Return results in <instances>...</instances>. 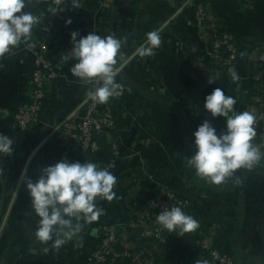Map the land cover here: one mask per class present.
<instances>
[{
    "label": "crops",
    "instance_id": "0c3cea01",
    "mask_svg": "<svg viewBox=\"0 0 264 264\" xmlns=\"http://www.w3.org/2000/svg\"><path fill=\"white\" fill-rule=\"evenodd\" d=\"M78 2L77 8L73 0H32L27 10L40 19L30 41L0 57V110L7 111L6 116L0 111V133L14 142L11 154H0V264H86L102 235L141 209L160 187L188 204L223 254L237 264H264V160L251 170H239V184L230 179L222 185L207 183L184 160L194 154L193 133L205 120L218 133L226 127L224 118L213 119L204 109L205 97L215 88L235 98L237 113L258 108L260 93L251 80L250 55L264 47V1L201 0L209 7L211 24L236 40V82L207 53L197 28L196 0ZM53 7L60 12L53 14ZM67 19L72 20L70 26L65 25ZM154 29L161 31L162 39L155 54L137 57L117 78L124 88L112 99L117 121L113 139L120 153L102 152L97 159L101 167L114 162L110 171L117 177L116 198L98 200L103 210L98 221L59 250L52 242L39 243L34 236L38 218L20 182L22 171L35 179L41 169L63 158L86 162L78 147L64 146L51 133L83 104L92 87L71 76L75 60H62L73 47L70 33H116L126 40L122 51L131 53ZM37 54L51 61L57 77L49 83L39 122L29 130L34 139L17 140L14 115L18 104L32 96L28 72ZM216 73L219 77L208 84ZM169 236L174 241L169 264H192L199 253L194 236L179 230Z\"/></svg>",
    "mask_w": 264,
    "mask_h": 264
},
{
    "label": "clouds",
    "instance_id": "9594fccd",
    "mask_svg": "<svg viewBox=\"0 0 264 264\" xmlns=\"http://www.w3.org/2000/svg\"><path fill=\"white\" fill-rule=\"evenodd\" d=\"M31 3L32 0H0V57L30 41L33 28L40 19L27 10ZM73 7H79L78 0H73ZM52 12L60 11L53 7ZM71 24V19L65 21L66 26ZM70 41L73 47L67 55H62V60L76 61L69 69L71 76L82 85L92 86L86 96L97 104L120 97L124 88L117 78L137 57L153 56L162 43L159 29L146 33L131 53L122 51L126 40L116 33L101 36L90 31L81 36L79 31H73ZM230 74L233 82L240 79L234 69H230ZM218 77L219 73H216L209 78L208 84ZM235 104V98L226 95L220 87L205 97L204 109L213 119L224 118L226 127L218 133L212 123L205 120L193 133L194 154L184 157L186 166L212 185H222L230 179L239 184L236 176L239 170H251L264 160V144L253 142L257 135L254 114L235 112ZM0 111L7 115L6 110ZM13 143L9 136L0 133V154H11ZM20 182L30 197L31 211L38 218L34 232L36 241L41 244L52 242L51 246L56 250L78 238L87 225L98 221L103 212L97 206L98 200L111 202L116 198L117 177L108 167L95 162L63 158L41 169L35 179L29 177L25 169ZM156 222L168 232L190 233L199 227L198 221L179 206L161 211ZM48 250L47 247L43 249L45 253ZM198 264L208 262L198 261Z\"/></svg>",
    "mask_w": 264,
    "mask_h": 264
},
{
    "label": "built area",
    "instance_id": "2783aa9c",
    "mask_svg": "<svg viewBox=\"0 0 264 264\" xmlns=\"http://www.w3.org/2000/svg\"><path fill=\"white\" fill-rule=\"evenodd\" d=\"M196 9L197 28L204 38L209 57L231 75L230 69L235 70L239 56L236 40L228 31H222L211 24L208 6L200 3L196 5ZM250 59L253 71L251 80L260 94L258 108L245 111L254 114L256 142L264 144V47L254 48ZM48 61L43 55L35 56L31 67L32 96L27 103L16 109L15 131H28L39 122L46 100L45 83L47 79H54L48 75L51 66ZM2 69L4 65L0 63V71ZM113 106L112 99L105 104H97L85 98L81 106L52 127V136L66 147H78L86 162L96 163L95 160L102 152L118 156V141L110 133L117 127ZM103 138L112 145L110 150L101 145ZM113 163L107 166L109 170L113 168ZM173 206L181 207L188 214L189 206L186 202L165 187H160L141 209L134 211L126 221L118 223L102 235L97 249L87 258L86 264H164L159 261L162 253L158 245L167 244L168 231L160 228L156 217L164 209ZM198 223L199 227L195 231L199 235V261L206 260L208 264H237L234 258L220 251L219 245L204 232L199 221Z\"/></svg>",
    "mask_w": 264,
    "mask_h": 264
},
{
    "label": "trees",
    "instance_id": "16d2710c",
    "mask_svg": "<svg viewBox=\"0 0 264 264\" xmlns=\"http://www.w3.org/2000/svg\"><path fill=\"white\" fill-rule=\"evenodd\" d=\"M196 2H198V4L203 3V2H201V0H196ZM32 66L33 65H31V67ZM28 76H29L30 79H32V71L31 70H30V72H28ZM48 88H49V82H46L45 83L46 97L48 95V90H49ZM27 102H28V100L20 102L18 104V106L21 105V104L27 103ZM110 133H111L112 137H114V138H115V136H117V135L114 134L115 130L111 131ZM14 138L17 139V140H33L34 136L29 133V130L28 131H23V132L22 131H15L14 132ZM100 143H101V145L106 147L108 150H110L111 147H112V145L110 143H108L107 139H105V138H103ZM95 161H96V163H98L97 159ZM189 201H191V198L189 199ZM187 213L194 218V214L192 213V211H190L189 208H188ZM197 221H199V220H197ZM190 233L194 236L195 244L198 247L197 241L199 239V235H198L197 231H193V232H190ZM169 235H170V232H168V234H167V239H168L167 244L158 245V249L162 253L161 256L159 257V259H160L159 261H161L164 264H169V261H170V253H169V251L171 249L172 244L174 243V241L170 238ZM198 251H199V247H198ZM198 261H199V253L197 254V258H195V260H194V262H192V264H198Z\"/></svg>",
    "mask_w": 264,
    "mask_h": 264
},
{
    "label": "rangeland",
    "instance_id": "374dc122",
    "mask_svg": "<svg viewBox=\"0 0 264 264\" xmlns=\"http://www.w3.org/2000/svg\"><path fill=\"white\" fill-rule=\"evenodd\" d=\"M35 56H36V55H35ZM34 59H35V58H34ZM48 60H49V59H48ZM49 61H50V60H49ZM49 61H48V62H49ZM50 64H51V66L49 67L48 70H49L51 73H53V74H50V72H49L48 75H49V77H50V76H53V78L55 79L57 76H56V73L54 72V70H53V68H52V63H51V61H50L49 65H50ZM49 77H48V78H49ZM54 79H51V80H50V79H47V82L50 83V82L53 81ZM86 98H87V97H86ZM30 99H31V98H30ZM115 117H116V116H115ZM116 122H117V121H116Z\"/></svg>",
    "mask_w": 264,
    "mask_h": 264
}]
</instances>
